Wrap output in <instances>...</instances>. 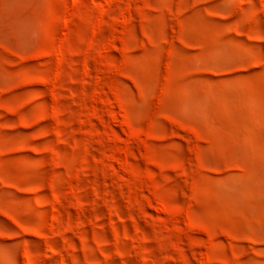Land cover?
Returning <instances> with one entry per match:
<instances>
[{
    "label": "rangeland",
    "instance_id": "1",
    "mask_svg": "<svg viewBox=\"0 0 264 264\" xmlns=\"http://www.w3.org/2000/svg\"><path fill=\"white\" fill-rule=\"evenodd\" d=\"M0 264H264V0H0Z\"/></svg>",
    "mask_w": 264,
    "mask_h": 264
}]
</instances>
